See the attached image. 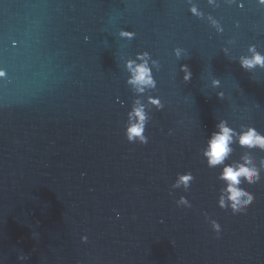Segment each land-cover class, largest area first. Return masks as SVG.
Masks as SVG:
<instances>
[{
  "label": "water",
  "instance_id": "obj_1",
  "mask_svg": "<svg viewBox=\"0 0 264 264\" xmlns=\"http://www.w3.org/2000/svg\"><path fill=\"white\" fill-rule=\"evenodd\" d=\"M250 44L264 53L257 0H0V264H264V151L231 145L225 163L261 175L240 185L255 200L236 215L217 206L222 166L201 155L219 119L264 133V69L237 61ZM144 50L164 107L148 143H129L127 112L144 97L122 63ZM187 171L190 189H171Z\"/></svg>",
  "mask_w": 264,
  "mask_h": 264
},
{
  "label": "clouds",
  "instance_id": "obj_2",
  "mask_svg": "<svg viewBox=\"0 0 264 264\" xmlns=\"http://www.w3.org/2000/svg\"><path fill=\"white\" fill-rule=\"evenodd\" d=\"M207 2H211V0H207ZM257 3L264 5V0H257ZM189 12L198 18L204 16L194 4H190ZM208 16L213 18L212 15ZM213 23L215 24L217 21L213 19ZM220 27L221 32H223L221 24ZM118 35L122 39L131 41L135 38L136 33L134 31L120 30ZM172 51L177 60L187 55L186 50L181 47H175ZM248 51L250 55L241 54L237 58L240 67L250 72L257 67L264 69V53L258 51L255 44H250ZM224 53L227 55L226 51ZM122 67L124 72L127 73L125 83L139 96L144 97L143 101L139 99L134 101L127 112V118L124 123V136L129 143L147 144L148 137L145 135V129L149 122V113L152 109L160 111L164 107L160 97L154 95L157 89L154 70L156 72L160 70V62L158 59H154L149 51L144 50L137 51L134 55L124 59ZM180 71L183 73V81L188 82L192 77L189 66L181 64ZM0 75H3V73L0 72ZM220 84L221 81L219 79H212L213 88H218ZM217 95L223 98L224 92L219 91ZM169 134H171V131ZM233 143H238L241 148L264 151V133H260L253 126H249L246 129L242 127L237 132L229 126L228 120L219 119L215 125V130L209 136L206 148L201 153L208 168L214 169L222 166L218 179L224 182V186L220 189L217 206L222 210H231L232 214L236 215L245 214L255 200L254 194L240 185L243 182L249 185L257 184L261 181V175L259 168L249 166L251 164L249 159H244L242 163H225L233 151L231 147ZM193 180L194 176L191 171L183 174L178 173L170 187L173 190L183 189L184 192H187ZM175 203L177 207H182V205L184 208L192 207L184 195H181ZM205 219L208 220L212 231L219 237L221 232L220 224L215 219H210L207 214H205Z\"/></svg>",
  "mask_w": 264,
  "mask_h": 264
}]
</instances>
